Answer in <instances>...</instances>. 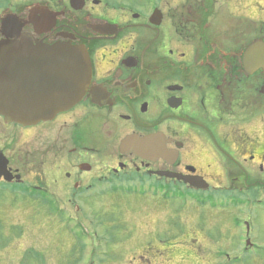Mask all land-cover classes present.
Masks as SVG:
<instances>
[{"label": "flooded vegetation", "instance_id": "af4514ba", "mask_svg": "<svg viewBox=\"0 0 264 264\" xmlns=\"http://www.w3.org/2000/svg\"><path fill=\"white\" fill-rule=\"evenodd\" d=\"M16 36L85 51L91 78L52 119L0 116V214L103 212L121 244L136 213L139 264L264 257V0H0V52Z\"/></svg>", "mask_w": 264, "mask_h": 264}, {"label": "rangeland", "instance_id": "374dc122", "mask_svg": "<svg viewBox=\"0 0 264 264\" xmlns=\"http://www.w3.org/2000/svg\"><path fill=\"white\" fill-rule=\"evenodd\" d=\"M169 207L176 206L170 204ZM107 217L100 212L87 221L80 216L63 219L57 215L51 217L46 209L40 207L34 212L21 209L6 214L2 211L0 264H139L137 244L145 240L150 227L145 228L143 223L140 226L138 216L133 213L131 222L135 224L134 231H130L126 241L117 244L111 241V236L121 233L111 230ZM186 221L189 228L190 220ZM79 222L84 224L80 225ZM251 223L253 232L260 230V236H256V239L261 240L256 243L264 244V216L251 220ZM166 230L169 232V223ZM171 246L168 240L166 249ZM181 260L180 256L173 257V264H179ZM232 264H264V257Z\"/></svg>", "mask_w": 264, "mask_h": 264}, {"label": "water", "instance_id": "95a60500", "mask_svg": "<svg viewBox=\"0 0 264 264\" xmlns=\"http://www.w3.org/2000/svg\"><path fill=\"white\" fill-rule=\"evenodd\" d=\"M1 47L0 116L7 123L30 126L46 121L82 99L91 78L85 51L64 45L35 46L22 36ZM260 55L264 67V44L259 59Z\"/></svg>", "mask_w": 264, "mask_h": 264}]
</instances>
